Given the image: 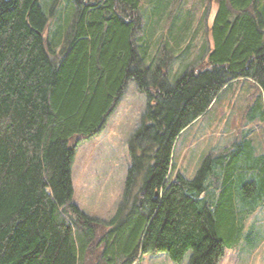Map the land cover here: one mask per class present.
Listing matches in <instances>:
<instances>
[{"label": "trees", "instance_id": "16d2710c", "mask_svg": "<svg viewBox=\"0 0 264 264\" xmlns=\"http://www.w3.org/2000/svg\"><path fill=\"white\" fill-rule=\"evenodd\" d=\"M67 1L47 34L42 0H0V264H134L159 251L219 264L264 194V155L241 137L206 152L189 178L170 175L172 151L233 81L252 79L264 102V0H214L212 44L173 83L135 38L142 0ZM130 80L146 109L103 220L72 199L75 142L102 128Z\"/></svg>", "mask_w": 264, "mask_h": 264}, {"label": "rangeland", "instance_id": "374dc122", "mask_svg": "<svg viewBox=\"0 0 264 264\" xmlns=\"http://www.w3.org/2000/svg\"><path fill=\"white\" fill-rule=\"evenodd\" d=\"M42 2L51 12L48 34L57 22H63L71 6L67 0ZM215 9L214 0H142L135 38L146 47V60L163 57L173 83L185 68L196 66L211 46L209 28ZM261 94L250 78L227 85L206 112L180 132L172 151L170 175L182 172L193 177L206 152L218 151L241 137L250 139L253 155H264ZM146 102L145 93L130 80L102 128L90 137H77L71 166L72 199L89 215L107 220L114 214L130 164L128 139L140 124ZM253 203L241 238L225 250L219 264H264V194L256 196ZM189 254L187 251L181 262H174L166 252H147L134 264H187Z\"/></svg>", "mask_w": 264, "mask_h": 264}]
</instances>
